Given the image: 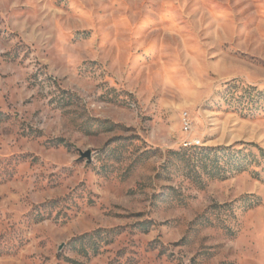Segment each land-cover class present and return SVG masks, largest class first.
I'll return each instance as SVG.
<instances>
[{"label": "rangeland", "instance_id": "374dc122", "mask_svg": "<svg viewBox=\"0 0 264 264\" xmlns=\"http://www.w3.org/2000/svg\"><path fill=\"white\" fill-rule=\"evenodd\" d=\"M0 264H264V0H0Z\"/></svg>", "mask_w": 264, "mask_h": 264}, {"label": "built area", "instance_id": "2783aa9c", "mask_svg": "<svg viewBox=\"0 0 264 264\" xmlns=\"http://www.w3.org/2000/svg\"><path fill=\"white\" fill-rule=\"evenodd\" d=\"M184 128H185L186 131L191 129V124H190L189 120L186 117L184 118ZM196 144H199V142L198 141L197 142L196 141L190 142V145H196Z\"/></svg>", "mask_w": 264, "mask_h": 264}, {"label": "water", "instance_id": "95a60500", "mask_svg": "<svg viewBox=\"0 0 264 264\" xmlns=\"http://www.w3.org/2000/svg\"><path fill=\"white\" fill-rule=\"evenodd\" d=\"M89 154V153H88Z\"/></svg>", "mask_w": 264, "mask_h": 264}]
</instances>
